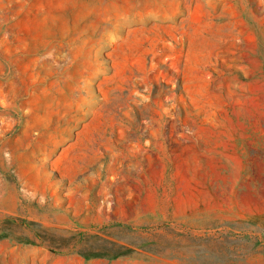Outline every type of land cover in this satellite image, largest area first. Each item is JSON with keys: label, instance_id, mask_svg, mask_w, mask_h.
Returning <instances> with one entry per match:
<instances>
[{"label": "rangeland", "instance_id": "obj_1", "mask_svg": "<svg viewBox=\"0 0 264 264\" xmlns=\"http://www.w3.org/2000/svg\"><path fill=\"white\" fill-rule=\"evenodd\" d=\"M0 264H264V0H0Z\"/></svg>", "mask_w": 264, "mask_h": 264}, {"label": "crops", "instance_id": "obj_2", "mask_svg": "<svg viewBox=\"0 0 264 264\" xmlns=\"http://www.w3.org/2000/svg\"><path fill=\"white\" fill-rule=\"evenodd\" d=\"M211 131H210V135L208 137L209 140V146L208 148H206V151H203L204 155H205V172H204V176L206 177L207 180H209L208 185L209 187H213V184L211 183L212 180L215 179L216 175H220L222 174L225 169L226 171H228V168H226L225 164L228 163L225 161V156H231L228 152V148L224 147L222 143L224 142H229L228 140H233L236 139L234 136L232 135H226L222 132L219 131L220 128H222V126L216 125V124H212L211 126ZM237 152L234 149V155L232 157H237ZM223 168V169H222ZM235 170H237V168H235ZM235 170H233V172H235ZM212 194H214L217 197V194L215 192H213Z\"/></svg>", "mask_w": 264, "mask_h": 264}]
</instances>
